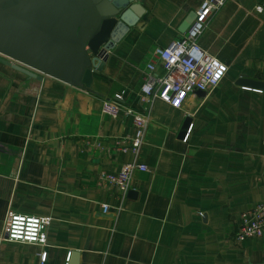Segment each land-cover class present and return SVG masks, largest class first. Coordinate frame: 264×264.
Segmentation results:
<instances>
[{
    "label": "crops",
    "instance_id": "crops-1",
    "mask_svg": "<svg viewBox=\"0 0 264 264\" xmlns=\"http://www.w3.org/2000/svg\"><path fill=\"white\" fill-rule=\"evenodd\" d=\"M202 1L135 0L141 16L89 90L0 62V264H40L41 252L44 264H264V231L234 239L241 214L264 204V89L238 83L264 84V0H228L208 19L197 43L227 66L213 91L182 109L139 102L144 65L187 33ZM103 98L148 109L135 159L147 171L124 194L95 184L134 161L115 149L131 117L102 116ZM9 211L50 218L46 244L2 239Z\"/></svg>",
    "mask_w": 264,
    "mask_h": 264
},
{
    "label": "water",
    "instance_id": "water-1",
    "mask_svg": "<svg viewBox=\"0 0 264 264\" xmlns=\"http://www.w3.org/2000/svg\"><path fill=\"white\" fill-rule=\"evenodd\" d=\"M142 12L135 0H0V62L89 90L93 74ZM189 124L186 119L180 138Z\"/></svg>",
    "mask_w": 264,
    "mask_h": 264
},
{
    "label": "built area",
    "instance_id": "built-area-1",
    "mask_svg": "<svg viewBox=\"0 0 264 264\" xmlns=\"http://www.w3.org/2000/svg\"><path fill=\"white\" fill-rule=\"evenodd\" d=\"M228 0H203L197 10L194 22L187 33L172 41L164 48L153 51V59L145 65L143 83L140 88L139 102L144 105L153 100L182 109L186 99L193 92L208 94L221 82L227 72V66L205 52L197 43L208 19L219 11ZM262 11L260 6L255 9ZM157 69L160 73H157ZM100 113L111 120H117L120 113L129 115L132 120L133 135L115 140V149L121 154H131L132 163L124 164L118 173L100 172L95 184L106 191L114 189L120 194L129 190L134 173L147 171L145 165L137 164L144 143V133L148 125L145 112L123 107L111 98L101 99ZM95 147L100 149L99 143ZM101 150V149H100ZM264 159V151L262 155ZM103 213L108 206L102 205ZM50 218L9 211L4 226L2 239L12 243L44 246L47 240V227ZM264 231V204L258 203L240 216V223L234 234L237 242L259 238ZM46 252L39 255L40 264H44Z\"/></svg>",
    "mask_w": 264,
    "mask_h": 264
},
{
    "label": "rangeland",
    "instance_id": "rangeland-1",
    "mask_svg": "<svg viewBox=\"0 0 264 264\" xmlns=\"http://www.w3.org/2000/svg\"><path fill=\"white\" fill-rule=\"evenodd\" d=\"M145 65H146V64H145ZM145 65H144V66H145Z\"/></svg>",
    "mask_w": 264,
    "mask_h": 264
}]
</instances>
